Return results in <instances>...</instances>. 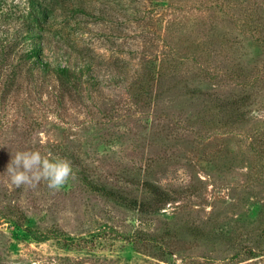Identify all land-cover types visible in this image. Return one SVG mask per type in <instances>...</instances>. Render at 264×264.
Instances as JSON below:
<instances>
[{"label": "rangeland", "instance_id": "obj_1", "mask_svg": "<svg viewBox=\"0 0 264 264\" xmlns=\"http://www.w3.org/2000/svg\"><path fill=\"white\" fill-rule=\"evenodd\" d=\"M46 1L45 59L90 67L68 92L35 76L7 42L31 6L0 0V264H264V0L236 4L261 27L215 0ZM248 91L243 117L218 101ZM21 150L73 175L17 188ZM145 181L171 199L142 215L121 196Z\"/></svg>", "mask_w": 264, "mask_h": 264}, {"label": "trees", "instance_id": "obj_2", "mask_svg": "<svg viewBox=\"0 0 264 264\" xmlns=\"http://www.w3.org/2000/svg\"><path fill=\"white\" fill-rule=\"evenodd\" d=\"M213 0H207L211 4ZM215 6L223 4L226 9L233 10L236 18L238 19L240 15L247 17V24L252 27H261L262 14H260V6L258 4H248L245 7H236V4H242L243 0H215ZM249 0H246L248 3ZM29 5L31 6L30 14L32 16V21L28 18L20 19L17 29L12 31L11 39L8 40V48L12 51H16L20 55V61L24 63V66H28L35 76H40L43 78H48L50 84L57 83L63 91L68 92L73 86L77 85L83 78L85 74L89 72V64H86L82 60H74L70 57H65V62L57 61L53 62L49 59H45V36L43 29H40L38 26L34 25V22H37L40 26L42 25V15L48 13V2L46 0H28ZM214 6V5H212ZM211 6V7H212ZM218 7V6H217ZM256 8V9H255ZM249 9H252L249 11ZM202 17V15H199ZM261 17V18H260ZM264 17V16H263ZM245 19V20H246ZM9 38V37H8ZM235 41V40H234ZM4 44L0 40V45ZM69 58V59H67ZM237 70H242L243 67L241 64H236ZM18 73L23 71L22 66L17 67ZM16 72V73H17ZM239 73H235V76H239ZM252 84V83H250ZM202 90V89H201ZM202 92V91H201ZM206 91H203L205 93ZM253 94L251 92H245L241 94L231 93L229 97L219 98L218 101L222 103L223 107H228V109L236 110L238 116H245L244 106H248L250 101L253 99ZM145 188L149 193L144 198H127L121 196L122 202L131 208L137 209L140 214L147 215L151 212H154L162 204H165L170 201L171 197L169 195L168 189H165L163 186L152 181H145Z\"/></svg>", "mask_w": 264, "mask_h": 264}, {"label": "clouds", "instance_id": "obj_3", "mask_svg": "<svg viewBox=\"0 0 264 264\" xmlns=\"http://www.w3.org/2000/svg\"><path fill=\"white\" fill-rule=\"evenodd\" d=\"M6 173L10 183L20 188H36L41 181L51 190L58 191L72 174V166L66 158L38 150H21L12 154Z\"/></svg>", "mask_w": 264, "mask_h": 264}]
</instances>
